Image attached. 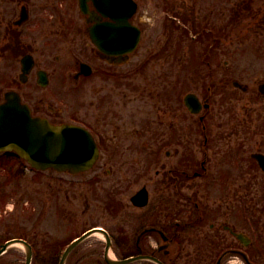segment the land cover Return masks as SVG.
I'll list each match as a JSON object with an SVG mask.
<instances>
[{
    "label": "flooded vegetation",
    "instance_id": "flooded-vegetation-1",
    "mask_svg": "<svg viewBox=\"0 0 264 264\" xmlns=\"http://www.w3.org/2000/svg\"><path fill=\"white\" fill-rule=\"evenodd\" d=\"M151 1L159 10V0ZM199 1L189 0L190 11L172 16L176 21L172 23L178 24L177 37L183 30L189 42L201 43L205 49L199 55L193 46L187 71L200 67L205 74L206 64L212 78L219 61L215 59V52L220 51L217 45L222 48L234 40L224 36L227 0H202L208 8L204 20ZM247 1L233 5L239 15L235 20L263 27L260 0H252L253 5ZM74 2L67 27L52 33L46 44L56 48L59 39L65 38L64 55L54 58L63 69L39 65L28 44L18 42L21 53L34 59L36 86L41 87L36 76L41 69L46 71L47 85L41 93L24 91L19 75H11L0 92V103L5 91L13 90L33 116L52 124L84 126L95 141L97 156L86 171L88 179L83 178L86 172H34V177L43 179H34L30 191L34 197L45 193L43 202L38 201L42 207L36 208L24 194L0 195V264H264V131L259 126L264 123V111L260 114L253 107L242 113L244 106L264 99V77L253 86L242 79L232 80L239 94V116H226V109L207 97L199 98V105H194L198 111L191 113L184 104L185 95L181 115L180 79L172 74L175 104L171 120L164 119V104L159 100V77L164 74L159 67L148 70L152 61L159 60V15H150L145 8L150 0ZM244 5L249 8L242 10ZM21 7L28 23L29 7L25 3ZM215 13L219 24L211 20ZM125 27L130 31L126 33ZM91 33L100 43L91 41ZM117 36L127 44L116 46ZM166 40L171 42L169 47L178 43L174 36ZM132 41L136 42L133 47ZM173 55L180 57V52ZM193 59L199 60V67ZM227 63L225 59L224 66ZM67 86L76 90L75 101L59 98ZM47 87L51 89L46 91ZM198 135L199 156L194 148ZM171 153L176 161L165 167L168 175H163L160 156ZM15 166L18 173L20 165ZM151 170L154 178L149 177ZM7 172L12 175L13 171ZM196 178L203 179L198 181L205 190L203 197L195 194L192 182ZM187 183L190 191L180 195V187ZM73 188L85 192L84 197L75 195ZM210 194L219 195L212 198ZM184 201L189 204L186 217L180 214Z\"/></svg>",
    "mask_w": 264,
    "mask_h": 264
},
{
    "label": "rangeland",
    "instance_id": "rangeland-1",
    "mask_svg": "<svg viewBox=\"0 0 264 264\" xmlns=\"http://www.w3.org/2000/svg\"><path fill=\"white\" fill-rule=\"evenodd\" d=\"M18 1H20V3ZM244 1L246 2L247 0ZM239 2L241 4L243 1L227 0L226 8L228 9V20L226 23L227 31L224 36H227L229 39H233L234 41L222 48L220 47L221 44L217 45L218 47L216 48L221 51L222 55L218 53L220 51L215 52V59L219 61L215 65L216 68H213L214 72L212 74V78L208 75L209 67L206 64L204 68L206 71L205 74L204 71L202 72L199 70V60L197 59H193L192 62L196 63L199 68L194 72H190V70L187 71L189 54L191 53V50H193V46H196L197 54L201 51H205V49L201 43L189 42V39L186 38L187 34L183 30L177 37L176 33H178V30H176L175 27H177L178 24L176 23L177 25H174L172 23L175 22L172 19L173 15H177V13L179 15L181 12L190 11L191 5L189 4V0H159V10L156 8L153 1L150 0V2H146L145 8L149 10V14H153L155 16L159 15V60L152 61L151 65H148V70H151L153 67H159V73L164 74L162 77H159V100L161 104H164L162 107L166 112L164 119L167 118L168 120H171L172 115L170 113V109L171 106L175 104L171 98L173 95L171 81L172 78L175 77L172 74H177L180 79L178 90L181 115H184L182 97L189 92L195 94L198 99L207 97L211 102L217 101L218 104H220L219 106H223L226 109V116L241 115V112L239 113L238 111L239 103H237V101H239V94L237 93L236 88L232 86V80L242 79V81L248 83L250 86H253L257 78L264 77V26L251 27V23H247V21L237 22L239 19H235L236 17H239V15L237 16L238 11H235L233 5H236ZM247 2V5H253L251 4L252 0H248ZM23 3L27 4L29 7V11L31 13L29 18L30 21L28 23H23L21 26H15L13 25V21L18 17L20 6ZM60 3L62 4V9L59 5ZM257 3L260 4L261 8L264 7V0H260V2ZM72 4L76 5V2H74V0H0V79L3 80V82L0 80V92L6 87L5 81H8L9 76L16 75L17 77L20 72L19 61L23 54L21 53L22 50L20 47L16 45L18 42L28 44V51L33 53L39 65H43L45 68L50 70L53 67L57 68L58 71L63 69L59 68L61 63L57 62L54 58L56 55H64L65 48H62V42H64L65 38L62 37L59 39V46H56V48H48L46 44L52 39V33L55 31L59 32L62 28L67 27V19H70L68 16L70 14L69 10L72 8ZM198 6L203 15L201 19L204 20V13L205 10L208 11V8L206 5L204 6L202 0L198 2ZM210 8L212 7L210 6ZM248 8V6L244 5L242 10H246ZM213 9L215 10V8ZM73 10L75 11V15H78V9L73 7ZM231 10L233 12L232 15ZM216 16V13L212 15L211 20L219 24V21L221 22V20ZM177 17L179 18V16ZM181 17L183 20H188L186 17H183L182 14ZM74 18L76 19V16ZM165 23L166 26H164ZM14 30H17V32H14ZM173 36L174 40H178V43L176 45L174 43L171 47H169L171 42L167 43L166 39L171 41L173 40ZM68 45V43L64 44L67 48ZM31 47L32 50L36 49V52H33ZM172 52H180V57L173 55L174 58H172V56H170ZM225 59H228V66H224ZM196 60L198 62H196ZM224 68L225 70L221 71ZM165 77H167V79ZM34 80L35 69L32 71V76L29 78L28 82L26 84H20L19 86L24 91L41 93L43 90H41V87L36 86ZM222 82H224V85H221ZM208 86H211V88L207 91L206 88ZM49 88L50 87H47L45 90L48 91ZM75 91V89L72 90L71 87L67 86L65 93L61 97L59 96V98L62 100L68 96L71 100L75 101ZM209 92L212 94L210 97L208 96ZM253 107H258L260 114H262L264 111V99H261L260 103L256 101L254 104H250V106H244L242 113L251 110ZM214 110L211 113V116L214 115ZM157 115L159 116V112ZM155 116L156 113L153 112L152 117L155 118ZM194 117L196 118L197 116ZM195 122L196 124L198 123L197 120H195ZM165 123L168 124L169 121ZM250 125L251 123H249L248 126ZM259 126L262 127L264 131V123H260ZM165 128H167V125H165ZM200 141L201 136L198 135L196 144L194 145L197 156H199L198 152ZM6 160L7 159H3L0 162V195L11 196V194H13L12 196H21L24 194L25 196L30 197V201L36 205V208L37 206L42 207L40 204L44 200L42 198L45 197V193L43 192L40 196L34 197L30 190L32 189L31 182L34 179L41 180L43 177L40 175H38L40 177H34L32 172H25L24 170L23 172L19 171L17 173L14 169L16 168L15 165H17L18 162L13 158L11 159L14 160L13 162L7 161L6 163ZM160 160H163V162H159V164L162 165L161 169H164L163 175H168L165 167L168 168L170 164L174 165L176 161L175 156L172 153L168 157L161 155ZM3 162L6 163V168L4 167ZM4 169H6V171L9 170V172L13 171L12 175H9L8 172L6 175V171L3 172ZM89 174V172L84 173L83 178H87V175L89 176ZM149 174L150 178H154L152 170ZM160 177L161 176H159V178ZM199 180L203 181L201 178H196V183H192L197 192L195 194L203 197L205 190L202 188V184L198 182ZM35 189L37 188L35 187ZM189 191L190 186L188 183L186 184V187H180V195L186 196ZM72 192H74L75 195H81L82 198L85 195V192L80 193L79 188H73ZM216 195L219 194H210L212 198L214 196L216 197ZM39 199H41V203H38ZM106 203L108 205L110 204V202ZM48 210L50 209L47 208L44 211ZM235 211L237 210H234V212ZM188 212L189 204L185 203V201L183 203L180 202V214L183 215V217H186Z\"/></svg>",
    "mask_w": 264,
    "mask_h": 264
},
{
    "label": "water",
    "instance_id": "water-1",
    "mask_svg": "<svg viewBox=\"0 0 264 264\" xmlns=\"http://www.w3.org/2000/svg\"><path fill=\"white\" fill-rule=\"evenodd\" d=\"M25 18L23 12L18 23ZM22 71L27 73L29 66L22 67ZM189 97L186 103L193 111ZM5 99L0 105V150H15L37 168L52 166L72 173L86 170L93 163L96 148L84 130L69 125L52 126L31 117L19 103L20 98L12 93H7Z\"/></svg>",
    "mask_w": 264,
    "mask_h": 264
}]
</instances>
